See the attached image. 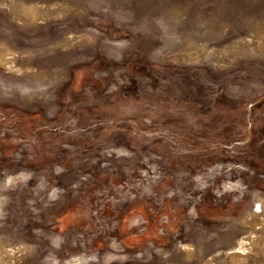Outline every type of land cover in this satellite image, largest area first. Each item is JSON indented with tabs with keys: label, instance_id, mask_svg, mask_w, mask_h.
Here are the masks:
<instances>
[{
	"label": "rangeland",
	"instance_id": "rangeland-1",
	"mask_svg": "<svg viewBox=\"0 0 264 264\" xmlns=\"http://www.w3.org/2000/svg\"><path fill=\"white\" fill-rule=\"evenodd\" d=\"M14 3L25 9L23 19L7 14ZM0 11L27 29L40 23L47 27L81 22L79 27L57 31L43 46L25 50H11L0 38V103L20 98L30 106L41 97L52 103L70 67L89 65L94 59L98 68L95 75L101 80L97 87L106 88L107 95L121 94L113 113L135 112L146 117L153 109L151 100L160 104L163 113L169 111V105L189 109L186 101L191 99L202 105L206 110L202 115L210 118L211 98L228 106L231 100L225 93H264V0H0ZM109 24L114 31L105 35L103 28ZM130 62H142L145 69L136 73ZM10 80L20 88L7 89L5 84ZM93 94L86 91L84 96L94 99ZM125 94H130L129 99ZM147 141H141L136 159L154 171L151 180L155 192L171 193L173 189L167 190L164 182L170 173L163 170L168 169L170 160L155 157ZM113 143L86 168H80L83 158L73 157V147H69L73 162L67 171L57 165L36 168L29 163V145L15 153L14 164L0 167V264H205L209 259L213 264H264V180L248 166L239 168L240 161L223 164L225 169L215 172L220 176L221 192L231 203L244 205L213 223L194 216L192 202L198 191L194 188L190 193L182 185L193 179L194 186L201 189L203 174H190L183 165L170 169L179 177L177 192L193 199L187 201L182 227L172 231L165 246L147 243L130 249L111 237L102 250H94L82 233L43 228L40 205L53 203L55 194L59 200L67 198L73 194V185L81 183L80 177L92 172L118 175L137 161L127 145ZM23 158L27 163L20 165ZM71 173L77 175L76 182L67 178ZM244 173L260 184L248 185ZM55 175L60 176L58 183ZM145 176L123 191L148 192ZM41 196L44 200L39 204ZM198 240L206 245V252L188 257L184 247L196 246ZM175 252L178 261L172 259Z\"/></svg>",
	"mask_w": 264,
	"mask_h": 264
},
{
	"label": "flooded vegetation",
	"instance_id": "flooded-vegetation-1",
	"mask_svg": "<svg viewBox=\"0 0 264 264\" xmlns=\"http://www.w3.org/2000/svg\"><path fill=\"white\" fill-rule=\"evenodd\" d=\"M5 14L0 11V38L16 50L43 46L57 31L71 25L79 27L81 23L64 22L47 27L40 23L27 29L19 22L9 20ZM109 29L104 26L105 35L111 34ZM95 63L97 59L91 60L89 65H72L52 103H46L42 97L34 105L30 102V106L20 98L0 103V167L14 164L15 153L23 151L21 148L27 145L32 147L29 163L41 170L57 165L67 171L74 156L83 158L80 168H86L92 158L111 148L113 141L127 145L133 159L137 160L119 176L102 174L95 169L99 173L80 177L81 183L73 185V194L67 198L59 200L55 194L53 203L46 207L41 204L40 224L43 228H65L82 233L88 237L87 246L94 250H102L111 237L130 249H139L147 243L165 246L172 231L182 227L188 213L185 210L187 201L193 199L191 196L185 199L177 192L179 177H174L170 169L183 165L190 174H203L205 183L201 189L194 186L192 178L182 185L190 193L196 188L198 194L192 202L194 216L209 223L228 218L241 204L231 203L221 192L218 187L220 176L215 170L223 169V164L240 161L239 168L245 170L248 166L261 173V180H264V93L256 96L225 93L231 100L228 106H220L211 98L212 103L208 105L210 118L204 117L202 113L206 110L191 99L186 101L190 104L189 109L169 105V111L163 113L160 104L151 100L149 106L153 109L146 117L135 112L113 113L111 111L116 109L112 108L119 104L121 94L107 95L104 94L106 88L97 87L101 80L95 75L98 69ZM129 65L136 73L146 66L142 62H130ZM86 91H92L94 99L86 98ZM125 95L129 99L130 94ZM112 137L116 139L112 140ZM144 138H148L147 147L155 157L170 160L168 169L163 170L170 173L164 182L167 190L173 189L171 193L155 192L151 180L154 171L149 164L138 160V148ZM69 147H73V157L68 153ZM20 162L23 165L27 159ZM244 175L248 185L260 184L258 179L250 178L251 174ZM144 176L149 181L148 192L123 191L124 187L135 185ZM69 177L76 182L77 175L67 174ZM58 178L60 176H54L57 183ZM38 199L40 204L44 196ZM15 200L20 202L18 197ZM137 217L140 223L130 224Z\"/></svg>",
	"mask_w": 264,
	"mask_h": 264
},
{
	"label": "bare ground",
	"instance_id": "bare-ground-1",
	"mask_svg": "<svg viewBox=\"0 0 264 264\" xmlns=\"http://www.w3.org/2000/svg\"><path fill=\"white\" fill-rule=\"evenodd\" d=\"M22 7L19 5V3H14V5H11L10 6L9 11H8V15H11V17H13L15 19H18V20L19 19H23L21 17L22 16L21 13H23L25 11V9H23ZM10 49L17 51L13 47H10ZM5 87H7V89H9V90L10 89H19L20 88V87L18 88L16 86V83H14L12 80H10L9 82H7L5 84ZM243 205L244 204L241 203L239 205V208H241ZM168 236H169V234H168ZM184 249H185L186 254L188 255V257H191V255H194V254L196 255L197 253H199V255L202 256L206 252V250H207L206 245L204 243H202L200 240H198V242H196V246L195 245H188V246H185ZM172 257H173L172 258L173 260L178 261V252H175L172 255ZM188 264H191V263H188ZM205 264H213V261L211 259H209L208 261L205 262Z\"/></svg>",
	"mask_w": 264,
	"mask_h": 264
},
{
	"label": "water",
	"instance_id": "water-1",
	"mask_svg": "<svg viewBox=\"0 0 264 264\" xmlns=\"http://www.w3.org/2000/svg\"><path fill=\"white\" fill-rule=\"evenodd\" d=\"M139 223H140V220H139L138 217H137V218H133V219L131 220V223H130V224L137 225V224H139Z\"/></svg>",
	"mask_w": 264,
	"mask_h": 264
},
{
	"label": "trees",
	"instance_id": "trees-1",
	"mask_svg": "<svg viewBox=\"0 0 264 264\" xmlns=\"http://www.w3.org/2000/svg\"><path fill=\"white\" fill-rule=\"evenodd\" d=\"M108 27L110 28L109 30H113V27L109 24Z\"/></svg>",
	"mask_w": 264,
	"mask_h": 264
}]
</instances>
